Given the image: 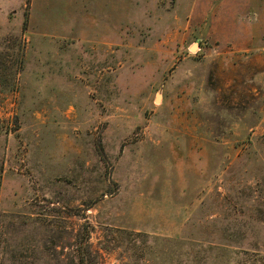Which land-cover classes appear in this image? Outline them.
<instances>
[{
	"label": "rangeland",
	"instance_id": "rangeland-1",
	"mask_svg": "<svg viewBox=\"0 0 264 264\" xmlns=\"http://www.w3.org/2000/svg\"><path fill=\"white\" fill-rule=\"evenodd\" d=\"M0 264H264V0H0Z\"/></svg>",
	"mask_w": 264,
	"mask_h": 264
},
{
	"label": "water",
	"instance_id": "water-1",
	"mask_svg": "<svg viewBox=\"0 0 264 264\" xmlns=\"http://www.w3.org/2000/svg\"><path fill=\"white\" fill-rule=\"evenodd\" d=\"M196 44H194L193 46H195ZM157 97H160V93L157 94Z\"/></svg>",
	"mask_w": 264,
	"mask_h": 264
},
{
	"label": "bare ground",
	"instance_id": "bare-ground-1",
	"mask_svg": "<svg viewBox=\"0 0 264 264\" xmlns=\"http://www.w3.org/2000/svg\"><path fill=\"white\" fill-rule=\"evenodd\" d=\"M193 48V47H192ZM158 100V98H156V101Z\"/></svg>",
	"mask_w": 264,
	"mask_h": 264
}]
</instances>
